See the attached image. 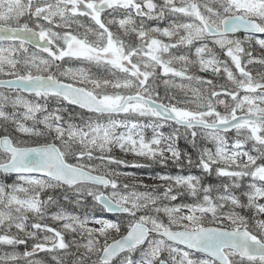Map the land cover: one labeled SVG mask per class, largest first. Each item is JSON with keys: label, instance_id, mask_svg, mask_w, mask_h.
Listing matches in <instances>:
<instances>
[{"label": "snow or ice", "instance_id": "obj_1", "mask_svg": "<svg viewBox=\"0 0 264 264\" xmlns=\"http://www.w3.org/2000/svg\"><path fill=\"white\" fill-rule=\"evenodd\" d=\"M261 34L264 0H0V264H264Z\"/></svg>", "mask_w": 264, "mask_h": 264}, {"label": "trees", "instance_id": "obj_2", "mask_svg": "<svg viewBox=\"0 0 264 264\" xmlns=\"http://www.w3.org/2000/svg\"><path fill=\"white\" fill-rule=\"evenodd\" d=\"M181 147H184L183 142H181ZM119 154V153H118ZM123 155V154H120ZM131 159V157H129ZM141 163H146V161H140ZM126 171L129 172H135L136 176L145 182L143 179L145 178H153L157 173H164V172H171L172 174L177 173V169H175L174 166H169L168 168H162L160 165H153L151 168H142V169H136V168H127L125 169ZM213 178H209L206 182H212L213 183Z\"/></svg>", "mask_w": 264, "mask_h": 264}, {"label": "rangeland", "instance_id": "obj_3", "mask_svg": "<svg viewBox=\"0 0 264 264\" xmlns=\"http://www.w3.org/2000/svg\"><path fill=\"white\" fill-rule=\"evenodd\" d=\"M202 75H210V73H203ZM164 173H166V172H164ZM145 182L144 183H147V184H152V183H160V181H158V180H154L153 178H145V179H143ZM213 183H215V182H217L214 178H213ZM55 226V225H54ZM19 251H23L24 249H23V247H20L19 249H18ZM0 251H3L2 249H0ZM46 261H50V257H43Z\"/></svg>", "mask_w": 264, "mask_h": 264}]
</instances>
